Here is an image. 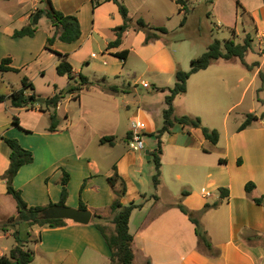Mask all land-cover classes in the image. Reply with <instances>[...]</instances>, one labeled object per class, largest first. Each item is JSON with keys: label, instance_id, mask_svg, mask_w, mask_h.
<instances>
[{"label": "crops", "instance_id": "0c3cea01", "mask_svg": "<svg viewBox=\"0 0 264 264\" xmlns=\"http://www.w3.org/2000/svg\"><path fill=\"white\" fill-rule=\"evenodd\" d=\"M25 1L22 0L21 3ZM99 1L101 4L94 9L92 0H52L57 10L66 15L77 16L82 29V36L79 41L73 44L56 41L53 49L69 55L76 78L79 74H83L95 83L120 88V92L111 94L103 92L100 87L96 86L84 89L77 99L74 98L79 102L83 116H87L88 120L90 118L88 115H93L96 124L106 125L108 132L102 135H82L75 130L74 126L69 124L65 130L68 135H32L40 140L42 139L43 146L49 151L53 149L57 152L63 151L61 153L63 156L57 162L55 168L61 166L70 174L69 188H72L74 181V168L75 171H82V176L78 177V188H81L86 180L88 184L82 192L85 194L92 192L97 195L102 192V188L97 185V181L103 173L101 172V162L97 157L89 156V151L92 148L105 147L106 145L115 148L116 137L114 135L119 127L118 117H116L118 101L123 97L122 95L126 96L127 92H130L126 88L122 91L125 86L122 87L120 83L125 75L129 76L126 70L131 57L133 55L138 56L147 65L148 72L154 74L156 82L160 81L158 76L161 74L175 77L176 72L179 69L182 70L177 56L163 42V39L146 45L145 33L136 31L135 28L127 31L119 48L108 50L109 44L116 39L114 29L123 24V18L114 2ZM32 2L36 7L35 10L44 8V4L39 0ZM156 2H158V9ZM124 3L129 9L131 18L134 20L146 19L150 23L168 20L175 13L178 6L173 0H124ZM240 5L254 19L253 25L260 38L256 50H259L258 54L262 56L263 60L254 61L253 64L258 63V66L252 70L246 68L248 75H244L243 71L238 70V67L228 68L221 63L218 65L220 60L215 61L208 69L193 75L187 83V92L191 88L193 89L195 94L193 104L196 107L191 110L192 112L188 116L196 117L194 115H200L198 114V108L208 109L210 113L214 114L221 107L225 96L239 92L236 101L230 107V110L235 109L243 101L246 93L254 86L257 79L260 78V73L264 70V41L262 40L264 37V0H257L256 8L253 11H249L242 4ZM154 9H157L156 12L160 13L159 18L156 20L147 18L145 13L154 12ZM178 13L183 16L186 15L185 12L180 13V8H178ZM31 14L25 13L24 21H26V25L30 22ZM157 24L156 22L155 25ZM237 24L238 22L233 27H236ZM22 28L5 26L0 42L5 50L2 58H12V67L24 71L28 63L27 58L36 53L34 40L37 38L38 33L41 32L42 28L44 29L42 36L43 43H45L49 37L55 34V28L44 17L39 22L35 37L13 38L14 32ZM260 47L262 48L261 51ZM94 49H98V55L93 52ZM44 51L53 54L45 49ZM122 51L129 52L125 61L113 56L114 53ZM79 55L81 56V66L77 69L73 61ZM20 57H22L21 60ZM24 57L26 58L23 59ZM57 62L59 64V61ZM246 63L253 65L247 61ZM241 64L243 65V63ZM89 70L93 71L94 79L88 76ZM229 74L237 79L235 85L228 84L227 77ZM113 78L114 82H112ZM247 79L249 81L245 84L244 81ZM62 80L65 82V88L63 89L56 82L52 97L69 87L70 80L68 77H62ZM173 87L158 84L154 90L167 95L169 93L168 89ZM162 89H166V91L161 92ZM220 93L224 94L222 98L219 97ZM175 101L174 107L176 109ZM62 102L58 107V111ZM18 110L26 111L24 109ZM143 110L139 111L140 117L138 118H141L144 112L150 111L147 107L146 109L144 107ZM38 112L43 113L39 110ZM59 118L62 120L60 115ZM64 120L68 122L69 116L65 115ZM132 121L133 119L126 129L125 140L127 143L131 135ZM144 123L147 127V133L149 126L146 122ZM22 124L23 122L20 120V126ZM253 126L254 124L242 132L235 130L230 135H220L217 145L206 140L200 129H188L180 126L182 128L180 131L173 133V135L164 136L163 141L166 145L162 155L161 182L158 189L153 188L152 192L147 190L146 182L140 177L135 179L136 170L133 171V174L130 169L135 165L134 155L131 157L129 153H125L124 155L120 154L117 158H111L112 166L104 173L103 177L109 182V178L115 175L114 168L116 167L119 177L125 181L127 187V193L122 199V203L125 205L132 201L144 203L142 208L133 211L129 223L130 233L134 237L133 249L136 264H148V262L150 264H264V245L257 240L264 236V217L261 216L264 214V207L253 201V198L264 197V191L261 189V186H264V135H239L255 130ZM262 127L264 128L263 124ZM20 131L24 130L20 129ZM154 131V129H150L148 133L151 134ZM23 136L20 135V137ZM149 136L146 137L149 140L147 148L151 153L157 147V140L154 137L155 141H153V137ZM104 137H114L115 140L113 144H101V139ZM259 144L262 145L260 148L257 146ZM10 154L11 151L8 154V159ZM36 158L34 163L24 166L19 173L28 168V170L33 171L31 168L36 164ZM220 160H225L226 163H221ZM239 160L240 164L238 163ZM67 162L70 164L67 165ZM6 163L10 165V160L6 159ZM166 167L169 168L168 172L165 170ZM184 169L187 170V176L191 179L189 181L196 182L200 186L197 191L191 193L187 191V196L178 199L173 192V184L175 181L182 179ZM52 171L41 175H38L37 172L32 175L31 172L27 181L41 180L42 183V178H47ZM244 172L249 173V176L242 178ZM3 173H0V224L18 214L15 200L7 194L6 176ZM56 173H60V171ZM62 174L63 172L57 174L56 179V185L60 187L55 195V199L58 200L50 202L51 200L48 198L47 202H41L42 206H48L51 203L56 204L60 201L62 187L59 184ZM238 177H240V180H238ZM250 181H254L256 189L251 196H248L245 192V185ZM119 186L120 184L117 183L113 190H118ZM47 187L49 188V186ZM220 188L230 190L228 199H221ZM215 191L218 193L217 195L213 194ZM154 196H157V198ZM195 197L197 198L194 199ZM115 198V195L110 194L107 202V205H109L108 215L101 214V208L97 204L87 206L88 210L92 211L93 215L100 212L99 215L109 219L111 217L110 207ZM211 199L214 200L210 201ZM5 202L6 205L3 204ZM216 202H220V206L205 213L201 217V225L208 233L213 249L218 252L217 256L201 249L195 225L189 220L188 216L177 208V205L182 203L189 210L199 212L206 204ZM28 204L29 206L33 205L30 202ZM111 225L109 222L106 223L107 228ZM111 230L114 232L113 225ZM13 232L14 230L6 233L0 231V259L8 256L16 246V242L11 243V239L14 238ZM30 232L31 243L27 244V249L32 250L35 254V260L32 264H111V251L103 235L93 222L88 225H80L71 221L67 226L60 228L50 227L49 225L43 227L36 225L30 229Z\"/></svg>", "mask_w": 264, "mask_h": 264}, {"label": "rangeland", "instance_id": "374dc122", "mask_svg": "<svg viewBox=\"0 0 264 264\" xmlns=\"http://www.w3.org/2000/svg\"><path fill=\"white\" fill-rule=\"evenodd\" d=\"M21 1L22 0H0V39L2 38L1 35L5 26H8L9 28H22L27 24L26 21H24L26 17L25 13L31 14L32 12L36 11V7H34L32 2L34 0H26L24 3H21ZM173 1L176 3L175 0ZM187 1L190 11L187 14V22L184 26L182 25L184 16L178 13V8H180L178 4L177 5L179 7L177 6V11L175 10V13L168 20L156 21L158 23L157 25H155L156 22L150 23L144 19L150 26L163 27L168 30V34L163 36L161 39H163V42L167 44L177 56L183 71H189L190 62L206 53L210 44H212V42L215 40H220L222 42L234 40L236 44H244L248 35H250V37H252L254 40V47L252 48V50H254L247 53L246 61L249 64H253L254 61L263 60L262 56L258 54L259 50H256L258 42L260 43V38L253 25L254 19L251 14L242 8V6L238 8L237 5V2H239L240 4L246 6L249 11H253L256 8L257 0ZM156 3V7L158 9V2ZM157 9H154V12L145 13L147 18L152 20L158 19L160 13L156 12ZM209 13L211 14L210 17L208 16ZM237 22L238 24L236 27H233ZM43 30L44 29L42 28L41 32L38 33L37 38L34 40L36 53L33 56H29L27 58L28 63L26 65V69L21 73L10 72L0 74V96H9L13 90L21 89L24 77L29 78V80L33 82L35 86V92L33 93L39 95L41 99L52 97L54 92V84H57L56 82H58L57 85L62 86L63 89L65 88L66 85H64V80H62V77H60L56 71L58 58L49 52L45 53L43 49L46 44V42L43 43ZM262 40L264 41V37ZM259 49L260 51L262 50L261 47ZM93 52L96 55L99 54L98 49H94ZM4 53V46L0 42V61L4 59L2 58ZM25 58L26 57L23 59ZM80 58V55L76 56L73 61L77 69H79L81 66ZM21 59L22 57H20V60ZM220 63L228 68L238 67V70L243 71L244 75H248L246 67H243L241 64L242 61L240 59H233L231 61L221 59L218 62V65ZM126 72L129 74V76L125 75L121 79L120 84L122 87L125 86L123 87L122 91L127 89L130 92H127L126 96L122 95L123 97L118 101L116 117H118L119 127L114 135L116 137L115 148H110V146L106 145L105 147L99 146L95 149L92 148L89 151V156L97 157L99 162H101V172L103 174L102 176L98 177L99 180L97 181V185L102 188V192L100 195L94 194L92 192H88L86 194L83 193L81 191L82 186L81 188H78L77 186L78 177L82 176V171H75L73 168L74 181L72 183V188H69L70 197L68 198V204H66L67 207L78 209V206L81 202H83L86 206H94L97 204L101 208V214L108 215L109 205H107V202L109 201L110 194L115 195V193L111 183L108 182V180H106V178L103 176L104 173H106L112 166L111 158H117L120 154L124 155L125 153H129L131 157L134 155L135 165L130 169L132 172L136 170V175L133 172L135 179L140 177L144 182H146L147 190H149V192H152L153 188H155L153 182V176L156 172L155 163L152 159L151 161L147 160L146 151H149L147 148L149 140H147L146 137L156 134L157 131L163 128V110L166 108V94L156 92L154 88L158 84L162 86L173 87L176 84V77L161 74L158 76L160 81L156 82L154 79V74L148 72L147 65L136 55L131 57ZM261 73H264V70ZM88 76L94 79V73L92 70H89ZM227 78L229 85L236 84L237 79L235 77H232L229 74ZM261 78L262 77L257 79L254 86L249 89L243 101L235 109L230 110V107L233 102L236 101V96L239 95V92L237 94H228L225 96L224 101L221 103V107H219L214 114L210 113V110L208 109L206 110L204 108H198V114L200 115L194 116L201 118L203 126L212 130H217L220 135H230L235 130H238V128L246 120L248 114L254 113L258 116L264 115V82ZM113 80L114 78L112 79V82H114ZM248 81L249 79L245 80L244 83L247 84ZM144 82L148 83L151 88H144ZM223 96V93L219 94V97L222 98ZM194 97L195 94L192 88L189 92H187V94L178 97L175 101V115L178 117L189 115V113L192 112L191 110L196 107V105L193 104ZM74 98H76V94L73 96L67 95L65 99H63L60 110L57 111L58 115L62 117V120L60 118V132L56 134L50 133L48 131L50 126V113L38 112L39 106L37 109L27 112L12 108L10 101H7L6 103H0V137L18 140L23 148L31 151L34 154V161L37 156L35 162L36 164H34L33 168H31L33 171L28 170L29 168L24 169L22 173H18L15 177H13L12 184L15 189L21 190L24 200L27 203L30 202L33 204L32 206H42L41 202H47L48 198L51 200L50 202L58 200L55 199L57 190L60 188L56 185V179L58 177L57 174L62 173L65 169H62L63 167L61 166L55 168L57 162L63 156L61 155L63 151L57 152V150L54 149L49 151L43 146L42 139L40 140L37 137H33L32 135H68L65 130L69 124L74 126L76 128L75 130H77V132L82 135H102L105 132H108L106 125L96 124L95 120L93 119V115H88L90 118L87 120V116H83L79 102ZM144 107L145 109L146 107L149 108L150 111L144 112L142 117L138 118L140 117L139 111L143 110ZM65 115L69 116L68 122L64 120ZM15 118H19L23 122V124L20 126V129H23L24 131H20L19 128L13 126V121ZM132 119L143 120L148 124L151 130H155L153 133L149 134L148 130L150 129L148 128L147 133H145V148L140 152L130 151L128 143L125 140L126 129L128 128ZM262 124L264 125V119L254 123L253 128L255 130L239 135H264V128L262 127ZM181 129L182 128L179 125H176L173 128L172 134L170 135H173V133H176ZM20 135L24 136L20 137ZM152 137L154 139L155 136ZM153 141H155V139ZM44 143L46 142L44 141ZM165 145L166 143L164 141L162 144V149H164ZM257 146L260 148L262 145L259 144ZM9 153V147L4 142L0 143V173L4 172L3 174H5V176H7V172L9 170V165L6 163V159L9 160ZM66 164L68 165L70 163L67 162ZM165 170L168 172L169 168L166 167ZM29 171L32 172V175L36 174V172L37 174L39 173L38 175L50 173V171L52 172L47 178H42L41 183V180H36L34 182L27 181L31 173ZM57 171H60V173H56ZM242 176V178H245V176H249V173L247 174L244 172ZM7 177H9V175ZM260 177L262 178V175ZM189 180L191 179L187 176V170L184 169L182 179L175 181L173 184V192L176 198L180 199L184 191L191 193L195 190H198L200 185ZM238 180H240V177H238ZM7 182L8 180L6 183ZM87 184L88 182L86 183L85 180L83 185L86 187ZM47 186H49V188ZM261 189L264 191V186H261ZM214 193L216 195L218 194L216 191L213 192V194ZM196 198L197 197L194 199ZM214 199H211L210 201H213ZM3 204L6 205V202ZM259 206L264 207V204ZM95 214L92 221L93 223L96 221ZM261 216L264 217V214ZM112 218L113 216L111 215L109 220ZM111 229L112 225L107 228V232L113 233ZM257 240L262 242L264 245V236ZM15 242V238H12L11 243L14 244Z\"/></svg>", "mask_w": 264, "mask_h": 264}, {"label": "trees", "instance_id": "16d2710c", "mask_svg": "<svg viewBox=\"0 0 264 264\" xmlns=\"http://www.w3.org/2000/svg\"><path fill=\"white\" fill-rule=\"evenodd\" d=\"M10 1V0H6ZM44 4V8L37 9L31 16L28 25L24 26L20 30H16L13 34V38H23V37H35L38 31V25L42 18H47L53 28H55V34L49 37L46 41L44 49L52 52L58 58L59 64L56 67L57 74L60 77H68L70 80L69 87L66 90L60 91L53 97L46 98L45 103H41V97L35 92V86L29 78L24 77L22 81V88L19 90H13L9 96H0V103H5L10 101L11 107L15 109H24L26 111H33L39 106V111L50 113V126L48 131L50 133L56 134L60 132V118L57 113L60 103L65 99L67 95H75L78 98L81 91L84 89H90L93 87H100L105 93H118L120 88L118 86H106L101 83H95L91 81L87 76L79 74L76 78L74 75V68L69 60L68 54H62L53 49L56 41H60L64 44H73L81 39L82 29L81 23L77 16L66 15L63 12L57 10L52 2V0H39ZM114 2L118 8L119 12L123 18V24L114 29L116 39L111 42L108 46V50L117 49L121 46L123 42L124 35L131 28H135L136 31H142L145 33V44L148 45L156 40L161 39L163 36L168 34V30L163 27H153L150 26L144 19L134 20L129 15V9L124 3V0H108ZM180 6V13L185 12L187 15L189 13L188 1L187 0H175ZM93 8H97L101 3L99 0H92ZM238 7L241 5L238 2ZM184 16V21L182 25L184 26L187 22V16ZM210 17L211 14L209 13ZM253 38L250 35L245 39L244 44H236L234 40L220 41L215 40L210 44L206 53L197 59H193L190 63V70L183 71L179 69L176 72V84L173 88L168 89L169 93L165 97V102L167 108L163 111V128L152 134L157 140V147L151 151L150 155L153 162L155 163L156 172L153 176V182L155 189H158L161 176H162V155L163 149L162 144L164 143L163 137L170 135L173 132V128L176 125H180L188 129H200L206 140L214 145H217L220 140V133L217 130H212L203 126L202 120L199 117L192 116H181L175 115L174 101L175 99L187 93V83L189 79L196 73L208 69L217 60L231 61L233 59H240L243 65L248 69L252 70L258 66V63L253 65H248L246 63V55L248 52L252 51L253 48ZM128 51H122L114 53L113 56L125 61L128 57ZM21 73V69L12 67V58L7 57L0 61V74L3 73ZM260 77L264 82V73H260ZM166 89H162L161 92H165ZM31 92V94H29ZM264 119V115L258 116L254 113L247 115L246 120L238 128L237 132H242L252 126L254 123ZM13 126L20 127V119L15 118L13 121ZM115 140L114 137H104L101 139V144L110 143L113 144ZM0 141L4 142L10 149L11 154L9 157L10 165L7 172V176L15 177L21 168L24 166L34 163V154L23 148L18 140L0 137ZM221 163H226L225 160H220ZM241 163L240 160L238 162ZM115 175L109 178V182L114 188L117 183L120 184V188L114 189L115 200L112 203L110 210L113 218L111 220L104 218L102 215L95 214V226L103 235L110 251H111V264H136L135 262V252L133 249L134 237L130 233L129 223L130 218L136 209L143 207V202L132 201L125 205L122 203V199L127 193V187L125 181L119 177L116 167L114 168ZM6 176V181L9 177ZM71 176L68 172L63 170L62 179L60 185L62 187V193L60 201L56 204L51 203L48 206H29V204L24 200L21 190L15 189L12 185L9 186L7 182V194L13 197L17 204L18 214L9 218L4 223L0 224L1 232H8L14 230L13 237L16 240V246L10 251L8 256H4L0 259V264H12L17 262L18 264H32L35 260V254L32 250L27 249V244L31 243V232L30 229L33 226H45L50 227H65L71 221L68 220H45L42 218V213L46 209L62 206L65 207L69 198V183ZM85 185L82 186L81 191H83ZM256 189V184L252 181L245 185V192L248 196ZM219 192L221 194V199H228L230 197V190L228 188H220ZM188 192L184 191L182 196H187ZM157 198V196H154ZM254 203L257 205L264 204V197L253 198ZM220 206V202L214 204H206L204 208L199 212H194L189 210L182 203L177 205V208L195 225L196 235L199 240V245L204 251L217 256L218 252L213 249L212 243L208 236V233L203 229L201 225V217L212 209H216ZM80 210H88V207L81 202L79 205ZM109 222L114 226V232L108 233L106 223ZM150 264V262H148Z\"/></svg>", "mask_w": 264, "mask_h": 264}, {"label": "water", "instance_id": "95a60500", "mask_svg": "<svg viewBox=\"0 0 264 264\" xmlns=\"http://www.w3.org/2000/svg\"><path fill=\"white\" fill-rule=\"evenodd\" d=\"M46 99H41V103H45ZM147 160L151 161L152 157L150 151H146ZM13 184V176H9L8 185ZM93 213L90 210H80L73 209L70 207L55 206L49 209H46L42 213V218L45 220H68L80 225H88L93 220ZM12 264H18L14 262Z\"/></svg>", "mask_w": 264, "mask_h": 264}, {"label": "built area", "instance_id": "2783aa9c", "mask_svg": "<svg viewBox=\"0 0 264 264\" xmlns=\"http://www.w3.org/2000/svg\"><path fill=\"white\" fill-rule=\"evenodd\" d=\"M143 87L149 89L151 86L143 83ZM146 124L142 120H133L131 124V135L128 140V147L132 152H140L145 148Z\"/></svg>", "mask_w": 264, "mask_h": 264}]
</instances>
